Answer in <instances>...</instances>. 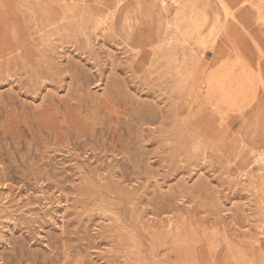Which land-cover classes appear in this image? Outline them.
Segmentation results:
<instances>
[{"label": "rangeland", "instance_id": "obj_1", "mask_svg": "<svg viewBox=\"0 0 264 264\" xmlns=\"http://www.w3.org/2000/svg\"><path fill=\"white\" fill-rule=\"evenodd\" d=\"M116 1L0 0V264H264V0L172 46L170 0Z\"/></svg>", "mask_w": 264, "mask_h": 264}, {"label": "bare ground", "instance_id": "obj_2", "mask_svg": "<svg viewBox=\"0 0 264 264\" xmlns=\"http://www.w3.org/2000/svg\"><path fill=\"white\" fill-rule=\"evenodd\" d=\"M122 1L123 0H117L115 7L122 4ZM198 1L199 0H170V2L175 5V10H176L174 13V17H173L172 27L167 26V30L168 29L173 30V36L168 37L166 39L171 46L178 44V43L182 44V42L186 45V43L188 44L189 41L200 42L202 36L204 35V32H206V31H207V33L218 31L219 34L221 32H222V34L224 32H226V25L221 23L220 17L218 15H216L211 22L210 18L208 17L207 12L205 11V9L199 8ZM214 1L216 2V5H217V8L219 9V11H221L225 16L232 15L235 11L240 10L241 8H245L246 3L251 4L253 6V3L251 2V0H241V1L236 2V3H232L231 0H214ZM153 6H155V4H152L149 7H147V9H146L147 13H150V10L153 8ZM159 6L161 8H164V6H165L164 0L160 1ZM111 12H112V10H111ZM32 17H33V15H32ZM162 43H164V42H162ZM37 44H38V41H37ZM160 47H162V46H160ZM237 60H240V56L237 57ZM197 84H198V88L201 89L202 88V82H197ZM205 88H206V90L204 92L205 95H204L203 99L207 100L208 97H210V96L215 97L216 98L215 103L212 102L213 103L212 105L216 110L219 107L236 108V107H240L242 105V103H244L245 101H248L251 98L252 93H253V88H254L253 76H252V74H250L249 71H247V73H243L241 75L239 74L236 77H232V76L227 75V76H223L219 79H214V80L210 81L208 83V85L205 86ZM200 95H202V94H200ZM141 140H142V138H141ZM9 157H10V155H9ZM254 160H255V162H264V151H262L260 153H256ZM33 167H35V166H33ZM123 168H125V167H123ZM126 174H128V173H126ZM134 181H135V179H134ZM158 206H159V204H158ZM161 213H163V212H161ZM217 214H219V213H217ZM61 231H63V230H61ZM178 232H180V231H178ZM62 233L63 232H61V234ZM178 246H180V244H178ZM175 250H176V248H175Z\"/></svg>", "mask_w": 264, "mask_h": 264}]
</instances>
